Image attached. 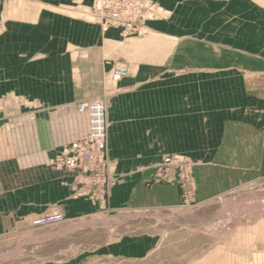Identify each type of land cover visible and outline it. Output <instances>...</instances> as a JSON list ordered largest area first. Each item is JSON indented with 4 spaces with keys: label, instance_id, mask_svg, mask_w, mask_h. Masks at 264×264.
<instances>
[{
    "label": "rangeland",
    "instance_id": "rangeland-1",
    "mask_svg": "<svg viewBox=\"0 0 264 264\" xmlns=\"http://www.w3.org/2000/svg\"><path fill=\"white\" fill-rule=\"evenodd\" d=\"M136 1L152 16L124 37L99 29L95 0H0V115L9 107L13 124L20 117L19 91L28 103L55 92L61 104L69 81L81 101L105 96L109 107L111 88L123 82L107 83L115 62L105 65L106 94L89 99L98 72L83 73L80 58L113 39L122 59L115 64L128 67L139 59L120 43L167 41L179 72L136 78L145 79V97H170L173 152L162 158H187L192 185L166 183L177 200L160 207L112 206V188L107 208L72 189L56 204L22 188L0 202V264H264V0ZM184 65L191 70L181 72ZM156 182L165 183L158 174ZM57 211L62 224L33 226Z\"/></svg>",
    "mask_w": 264,
    "mask_h": 264
},
{
    "label": "crops",
    "instance_id": "crops-1",
    "mask_svg": "<svg viewBox=\"0 0 264 264\" xmlns=\"http://www.w3.org/2000/svg\"><path fill=\"white\" fill-rule=\"evenodd\" d=\"M98 26L101 30L99 23ZM110 31L121 35L115 29L106 33ZM150 42L149 38H133L120 43L118 48L120 52L128 50V54L142 61L128 62L130 73L132 69L135 75L129 78V74V79L111 88L108 96V144L113 171L118 178L112 189V206L160 207L176 203L177 200V189L166 183L158 184L155 170V166L163 161L162 156L173 152L170 97L164 96V93L154 97V94L144 92L148 95L145 97L141 91L145 79L136 78L144 73H160L164 69L179 72L176 66H171L177 50L167 41L160 43L157 40L152 47ZM117 44L116 40L104 39L101 47L95 45L94 49L87 52L88 60L80 58L83 73L86 69L90 73L93 70L98 72L93 78L95 91L89 99L105 95L108 91L109 86L103 87L105 65L110 64L108 61L120 63L118 61L122 60L115 52ZM179 68L184 69L181 72L191 70L190 67L185 70V65ZM90 77L92 80V76L88 75L87 81ZM69 82H65V100L61 104L55 92H50L49 101L44 102L41 95H36L35 102L28 103L26 92L19 91L18 97L23 98L25 106L20 107V117L14 120V124L10 108H3L0 115V202L8 196L24 193L39 194L47 201L52 195L51 200L56 201V204H65L60 196H55L73 195L71 188L63 187L62 183L65 180L72 181L74 176L52 165V160L62 155L70 143L81 139L88 132V116L80 119L76 113L75 106L83 102L82 96H74L73 84ZM77 95H80L79 92ZM22 188L25 190L21 193ZM72 203L76 201L72 200Z\"/></svg>",
    "mask_w": 264,
    "mask_h": 264
},
{
    "label": "built area",
    "instance_id": "built-area-1",
    "mask_svg": "<svg viewBox=\"0 0 264 264\" xmlns=\"http://www.w3.org/2000/svg\"><path fill=\"white\" fill-rule=\"evenodd\" d=\"M152 9L136 0H95L93 18L102 31H120L122 36L140 34L145 29ZM129 67L111 64L106 79L108 84H117L129 75ZM109 86V85H106ZM107 98L82 102L78 113L87 114L88 132L81 139L69 144L62 155L52 160L60 171L71 173L72 181L65 180L62 186L71 188L80 198L107 208L111 189L118 182L110 158L107 129ZM158 178L165 183L181 181L183 188L192 185V170L187 158L180 155L166 156L156 166ZM64 216L57 212L38 217L32 223L35 227H52L62 224Z\"/></svg>",
    "mask_w": 264,
    "mask_h": 264
},
{
    "label": "bare ground",
    "instance_id": "bare-ground-1",
    "mask_svg": "<svg viewBox=\"0 0 264 264\" xmlns=\"http://www.w3.org/2000/svg\"><path fill=\"white\" fill-rule=\"evenodd\" d=\"M86 115H87V114H86ZM68 146H69V145H68ZM68 146H67V147H68ZM66 149H67V148H66Z\"/></svg>",
    "mask_w": 264,
    "mask_h": 264
}]
</instances>
